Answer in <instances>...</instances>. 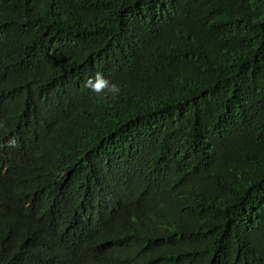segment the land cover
I'll return each mask as SVG.
<instances>
[{"label": "trees", "instance_id": "16d2710c", "mask_svg": "<svg viewBox=\"0 0 264 264\" xmlns=\"http://www.w3.org/2000/svg\"><path fill=\"white\" fill-rule=\"evenodd\" d=\"M0 125V264H264V0H0Z\"/></svg>", "mask_w": 264, "mask_h": 264}, {"label": "clouds", "instance_id": "9594fccd", "mask_svg": "<svg viewBox=\"0 0 264 264\" xmlns=\"http://www.w3.org/2000/svg\"><path fill=\"white\" fill-rule=\"evenodd\" d=\"M83 86L84 88L90 89L96 97L105 102L108 100L115 101L121 93V87L119 83L110 81L100 71H96L92 75L87 76L83 81ZM15 146L16 141L11 137L7 141L0 143V149Z\"/></svg>", "mask_w": 264, "mask_h": 264}]
</instances>
